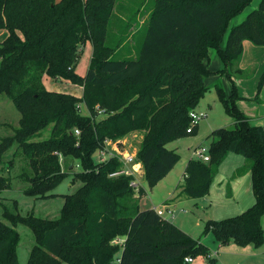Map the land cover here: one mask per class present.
Masks as SVG:
<instances>
[{
	"label": "trees",
	"instance_id": "obj_1",
	"mask_svg": "<svg viewBox=\"0 0 264 264\" xmlns=\"http://www.w3.org/2000/svg\"><path fill=\"white\" fill-rule=\"evenodd\" d=\"M252 1L155 0L138 55L114 59L124 40L122 36L116 44H107L117 0H0V29L8 32L0 43V96L6 93L21 112L15 133L0 141V161L18 143L32 168L23 173L31 183L26 193L38 197L52 195L65 177L62 157H72V166L76 161L82 168L74 177L82 185L66 195L58 219L5 214L14 226L0 221V264H22L15 227L19 222L35 234L26 264H190L185 257L200 255L209 257L208 264H217L201 240L156 209L140 207L136 194L144 189L131 185L135 175L125 172L122 155L108 149V141L140 133L135 162L151 186L163 179L180 158L167 143L195 132H187L190 111L209 88L211 49L233 81L229 97L220 84L217 87L235 126L208 135L210 159L188 160L180 194L206 196L226 155H243L249 161L255 202L237 215L210 220L206 231L211 229L221 244L264 243V123L253 124L238 107L234 82L243 71L238 64L244 41L264 45V0L229 28ZM87 41L92 57L80 75L77 65ZM44 76L80 85L83 93L47 89ZM263 84L264 74L259 91ZM50 126L48 138L34 140ZM96 153L111 155L96 161ZM244 167L237 174H243ZM8 187L9 178L0 175V194ZM118 238L123 242H115Z\"/></svg>",
	"mask_w": 264,
	"mask_h": 264
},
{
	"label": "rangeland",
	"instance_id": "obj_2",
	"mask_svg": "<svg viewBox=\"0 0 264 264\" xmlns=\"http://www.w3.org/2000/svg\"><path fill=\"white\" fill-rule=\"evenodd\" d=\"M260 1L253 0L241 14L234 18L229 28L240 23V20L258 6L253 7V5L255 3L259 4ZM154 4L155 0H117L116 7L110 18L107 44H116L122 36H124V40L121 43L122 45L116 48L112 58L124 59L138 55V51L146 36L149 15ZM241 17L243 18L239 20ZM130 23L131 28L128 29V24ZM7 34L6 29H0V43L6 38ZM92 51V43L91 41H87L83 46L77 65V71L80 75L86 73L90 65ZM208 64L209 68L213 71L212 75L207 78L209 88H207L196 107L199 113H205V117L200 119L193 127L195 128L194 133L177 137L167 143V147L177 151L180 158L163 179L151 186L140 170L135 173V178H137L140 186L144 189V193L141 195L137 193L136 195L141 208L150 206L160 208V211L164 212L162 213L164 218L175 222L181 229L185 230L192 237L201 240V242L204 240L205 243H203L208 247L209 252L214 253L217 258V264H237L235 260L238 258L233 259L229 255L217 257L216 253L219 251L218 248L221 243L217 240L211 229L206 231V224L210 220H222L237 215L242 212L244 206L252 203L253 199L251 197L254 194L252 191L251 174L247 173L241 177L237 174V170L243 167L244 164L245 166L246 164L249 165V161L237 152H229L226 160H224L220 167V171L217 172L218 174L212 183L210 192L206 196L194 198L184 193L180 194L182 188L179 185L183 183L186 164L189 159L198 158L196 151L198 148L209 146L210 138L208 135L219 127L234 128L235 126V120L228 112L217 87L220 84L226 88L225 83L230 78L223 71L224 62L216 49L210 50ZM43 82L47 89L50 90L68 92L77 96H81L83 93L80 85L64 79H53L44 76ZM224 93V96L229 97L231 92L227 93L224 89ZM82 112L84 114L88 113L83 106ZM20 119L21 112L14 101L6 93L1 94L0 141L2 138L12 136L15 133ZM50 135L51 126L43 130L41 135L35 137L34 140H43ZM141 139L142 135L140 133L133 132L119 142L108 141V149L110 152L115 151L120 155L125 153L136 155L139 147L138 142H141ZM110 155L107 153L100 156L99 153H96L94 156L96 161H104ZM74 163L75 165L72 166V157H62V166L66 175L51 191L52 195L48 197L30 195L26 191L31 183L23 174L25 172H32L29 158L22 148L19 147L18 143L11 146L4 153L2 161H0V175L9 178L10 182V187L2 190L0 194V221L14 226L13 222L6 217L5 214L7 212L16 215L20 214L25 217L34 214L40 218L58 219L61 216L66 195L76 192L82 185L80 180L74 178L75 174L80 172L82 168L76 161ZM243 169L246 170V167ZM172 193L174 195H171ZM170 203L171 206L168 208V204ZM261 222L264 228V215ZM15 227L19 232L18 257L22 264H26L35 245V234L26 223L19 222ZM232 243L235 244V242ZM223 245L225 247L226 244ZM237 245L239 246L240 244ZM240 246L242 247L243 245ZM252 247L261 251L264 257V243L260 247L253 245ZM203 257L204 255H200L191 264H202ZM245 262H247L246 259L240 264H246ZM59 264L68 263L61 261Z\"/></svg>",
	"mask_w": 264,
	"mask_h": 264
},
{
	"label": "crops",
	"instance_id": "obj_3",
	"mask_svg": "<svg viewBox=\"0 0 264 264\" xmlns=\"http://www.w3.org/2000/svg\"><path fill=\"white\" fill-rule=\"evenodd\" d=\"M257 5H259V4L255 3L253 5V7H256ZM243 17L239 18V20L242 19ZM234 18L231 20V23L233 22ZM242 20H240V21H242ZM231 23H230V25H231ZM238 65L243 71H242V74H237L234 76V82L237 85L238 93L240 96V98L237 100V105L242 111H244L250 117L253 124L262 125L264 123V85L262 86V88L259 91L258 90V83H259L261 75L264 73L263 72L264 71V45L258 46V45L253 44L249 40H245L244 44H243V53H242V56L240 58ZM206 84H207V79H206ZM225 85H226V88H224V87L223 88L225 89V91L227 93L228 92L230 93L232 91L233 81L229 79V81H227L225 83ZM257 94H258V99H256ZM227 155H226L224 160H226ZM221 165H220V167H221ZM136 166H137L136 167L137 170L138 171L140 170L141 173L144 174V170H143L141 164L138 163ZM244 166H245V164H244ZM220 167H219L218 172L220 171ZM245 167H248V165L246 164ZM247 173L251 174L249 169H246L245 173L241 174L239 177H241L242 175L247 174ZM135 176H136V174H135ZM175 193H176V191H175ZM171 195H174V193H172ZM252 196H253V197H251V199H253V201L251 200L252 203L248 204V206H244L242 212L244 210H246L247 208H249L255 202V197H254V195H252ZM169 206H171V203L168 204V208H170ZM145 208H154L161 215H163L162 213H164V212L160 211V208H156L155 206L154 207L150 206V207H145ZM173 219H176V218H173ZM203 242H204V240H203ZM233 244L234 243H232V242L226 243L225 247H223L224 246L223 244H220V246L218 248L219 251L216 253L217 257L218 256H223V257L225 256L226 257L229 255V256H232L233 259L238 258L237 260H235V261H237V264L242 263L243 260H245V259L247 261V262H245L246 264H264V262H263L264 257L262 255L261 251H258V249H255L254 247H252V245L248 244L245 247H243V246L241 247L240 245L238 246L236 243L234 245ZM209 256L216 258L214 253H212V252L209 253ZM196 259H197V257L194 259L193 262H195ZM208 259H209L208 256L207 257L204 256L202 264H208Z\"/></svg>",
	"mask_w": 264,
	"mask_h": 264
},
{
	"label": "built area",
	"instance_id": "obj_4",
	"mask_svg": "<svg viewBox=\"0 0 264 264\" xmlns=\"http://www.w3.org/2000/svg\"><path fill=\"white\" fill-rule=\"evenodd\" d=\"M190 116H191V122H190L188 129H187V132H189V133L193 131V127L199 122V120L202 119L203 117H205V113H203V112L199 113L196 109H194V110L190 111ZM76 133H79V130H76ZM196 151L198 154V158H201L205 161H208L210 159L208 147H200ZM135 156L136 155H134L133 153H125L122 155V158H123V160L127 166V169L125 170V172L128 174L135 175L134 173L138 172V170L136 168V165L138 163L135 162ZM131 185L134 187H139L140 182L137 180V178H135L131 182ZM115 242H123V239L118 238L115 240ZM185 261L192 263L194 261V258L192 256H187V257H185Z\"/></svg>",
	"mask_w": 264,
	"mask_h": 264
},
{
	"label": "water",
	"instance_id": "obj_5",
	"mask_svg": "<svg viewBox=\"0 0 264 264\" xmlns=\"http://www.w3.org/2000/svg\"><path fill=\"white\" fill-rule=\"evenodd\" d=\"M138 146H139V147L141 146V142H138Z\"/></svg>",
	"mask_w": 264,
	"mask_h": 264
}]
</instances>
